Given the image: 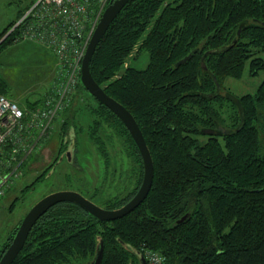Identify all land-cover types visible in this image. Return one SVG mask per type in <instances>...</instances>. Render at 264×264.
Listing matches in <instances>:
<instances>
[{
    "label": "trees",
    "instance_id": "trees-1",
    "mask_svg": "<svg viewBox=\"0 0 264 264\" xmlns=\"http://www.w3.org/2000/svg\"><path fill=\"white\" fill-rule=\"evenodd\" d=\"M263 22L264 0H129L101 38L90 70L138 122L154 163L151 189L133 211L110 221L74 202L55 204L12 264H91L100 239L102 264H140L128 244L161 252L168 264H264V80L241 96L225 86L228 77L241 79L247 67L251 76L264 70ZM12 24L0 33V48L18 43L16 32L5 36ZM134 50V58L148 54L146 67L129 63ZM217 82L221 90L211 98ZM82 90L80 81L63 108L60 134L72 125L70 115L89 114L91 129L108 120L111 138L124 137L132 188L93 197L116 209L141 186L142 156L121 119ZM225 90L237 103L221 94ZM0 92L6 95L1 78ZM43 99L18 103L31 108ZM226 101L230 122L223 116ZM217 122L229 132L205 137L204 129ZM189 211V219L175 226ZM19 224L0 245V258Z\"/></svg>",
    "mask_w": 264,
    "mask_h": 264
},
{
    "label": "rangeland",
    "instance_id": "rangeland-1",
    "mask_svg": "<svg viewBox=\"0 0 264 264\" xmlns=\"http://www.w3.org/2000/svg\"><path fill=\"white\" fill-rule=\"evenodd\" d=\"M32 2L33 0H0V33L10 23L16 21L31 6ZM132 55L129 63L138 68L146 67L149 61L146 52H141L139 57L134 58L136 55V50H134ZM259 56L264 58V52H261ZM57 61L58 59L54 53L32 41L3 45L0 48V78L5 82L6 95L18 102L41 100L48 90L51 91L50 89L53 87V80L57 77L58 71ZM263 80L264 70L259 71L256 76H251L247 67L241 79L228 77L225 86L233 94L241 96L246 93H254ZM82 91L83 94L89 96L87 90ZM225 92L226 90L223 94ZM230 109V103L226 101L223 107V116L228 122L231 120L228 116ZM63 135L60 134L58 124L49 140L41 141L32 150L28 159L20 167L21 175L14 178L10 189L0 200V245L34 203L51 191L64 188L76 189L82 195L90 198L88 194L91 191L87 188L86 182L88 184L91 182L90 187L97 186L99 196L107 198L114 197L117 194L124 195V187H127L128 190L132 188L134 182L131 181H135V177L130 174L131 169L129 167L131 163L129 158L121 151V145L115 137H113V140H115L116 145L112 146L111 160L115 161L117 166L111 163L109 180L104 181L103 159L96 152L88 155L90 148H93L87 142L89 139L85 137L84 146L86 151L81 159L82 170L78 171L65 163H61L55 167L48 178L36 182L35 177L50 161L52 151L59 145ZM87 147L89 151H87ZM113 166H115L114 169L116 167L120 169L115 171ZM85 168L86 170H84ZM29 183L36 186L35 190H31L26 194L23 190L20 191ZM93 200L101 205L100 201Z\"/></svg>",
    "mask_w": 264,
    "mask_h": 264
},
{
    "label": "built area",
    "instance_id": "built-area-1",
    "mask_svg": "<svg viewBox=\"0 0 264 264\" xmlns=\"http://www.w3.org/2000/svg\"><path fill=\"white\" fill-rule=\"evenodd\" d=\"M113 1L35 0L6 33L16 32L15 42L32 41L50 50L58 59V71L43 103L31 108H22L0 92V200L21 175L20 167L32 150L48 141L63 120V108L77 94L90 39ZM143 253L147 264H168L161 252L145 249Z\"/></svg>",
    "mask_w": 264,
    "mask_h": 264
},
{
    "label": "water",
    "instance_id": "water-1",
    "mask_svg": "<svg viewBox=\"0 0 264 264\" xmlns=\"http://www.w3.org/2000/svg\"><path fill=\"white\" fill-rule=\"evenodd\" d=\"M128 1L129 0H114L105 8L97 24V27L95 28V31L90 39L82 61L81 82L93 97H95L99 102H101L110 110H112L128 128L143 159L144 176L141 186L139 187L136 194L128 202L116 209L103 208L88 199L87 197H85L84 195H82L81 193H79L78 191L74 190H59L44 196L32 206V208L22 219L11 243L8 245L7 249L4 251L2 257L0 258V264H12L15 261V259L18 257L19 253L23 249L31 229L36 224L38 219L57 203L65 201L77 203L86 211H88L91 215L97 217L98 219L102 221H110L121 218L133 211L145 200L151 189L154 176V163L144 134L138 122L136 121L134 115L130 112L129 109H127L121 102H119L117 99H115L105 91V89L94 79L90 70V63L92 57L101 38ZM240 33L241 29L238 31V35H240ZM235 42L236 40L234 41V43ZM208 53H206L202 59V65L205 69H207V66L205 64L204 58ZM191 55L192 53H190L186 58L182 59L180 62L187 60ZM217 86L218 90L213 94H209V97L212 98L218 95L221 90V86L218 82ZM227 96L237 100V97L231 93L227 94ZM219 129H205L204 132L208 134H220L221 131L222 133L229 132V129L224 126H220ZM190 216L191 211L177 219L174 222V225L177 226L184 223L189 219ZM127 247H129L130 250L136 254L140 261V264H147L146 258L141 250L129 244L127 245ZM103 254L104 242L102 239H100V242L97 245L95 257L91 264H102Z\"/></svg>",
    "mask_w": 264,
    "mask_h": 264
},
{
    "label": "flooded vegetation",
    "instance_id": "flooded-vegetation-1",
    "mask_svg": "<svg viewBox=\"0 0 264 264\" xmlns=\"http://www.w3.org/2000/svg\"><path fill=\"white\" fill-rule=\"evenodd\" d=\"M221 94H223V92H221ZM227 94H229V93L225 92V94H223V95L226 96V98H228L227 100H229L231 103H237L236 99H233V98L227 96ZM110 111H112V110H110ZM69 119L72 121V125L69 126L68 132L64 135V138L61 139L59 145L54 149V151H52V156L50 158V161H48V163L43 167V169L40 172V174L39 173H38L39 175L37 174V176L35 177V181L38 182L37 179H40V181H43V179L48 178L51 175V173L54 171L55 167L58 164H61V163H65L66 165H68L69 167L74 168L75 170H78V171L82 170L83 166L81 164L82 163L81 159L84 156V152L86 151V147L84 146L85 137L89 139L87 142H89L91 144L92 148H93V149L90 148V151H89L88 147H87V151H89L88 155L91 154L92 152H96L99 155V157L103 159L104 181L109 180L110 173H111V171H109L111 163H112V165H116L117 166V163L115 161L113 162L111 160L112 159L111 149H112V146L113 145L115 146L116 144H115V140H113V138H111L110 131L112 130V128H111V125H110V121L107 120V122H104L103 124H99L96 129H94L95 125H93L94 127L91 129V127L86 122V120H88V119L91 120V119H94V118H92V116H90L89 114L85 115V116H79L78 114L74 115V116L70 115ZM75 121H77L76 125L73 126L74 125L73 122H75ZM62 122H64V120L61 121V125L63 124ZM79 123H83V124H79ZM123 124H124V122H123ZM62 126H64V125H62ZM220 126H223V125H221V124H219L217 122V123H215L213 125V128L209 127V128H205V129L218 130ZM91 131H92V133H91ZM103 131H105V132H103ZM219 131H220V129H219ZM205 134H206L205 137H207V136H213V135L221 136L222 134H226V133H222V131H221L220 134H208V133H205ZM114 137L117 139L116 141L121 145V149L124 150V147H125L124 146L125 145L124 144L125 143L124 142L125 139H123L124 137H122V136H120L118 134H115ZM101 148L104 149L103 154H102ZM132 165L133 164L131 162V165H130L129 168H131ZM114 167L115 166H113V170H115V171L120 169L118 167H116L114 169ZM84 170H86V168ZM130 174L133 175L132 171H130ZM29 184H27L23 188H21L20 191L23 190L25 192V194H26V193H29L31 190H35L36 186L32 185V183L29 186ZM86 184L88 186L87 188L90 189V191H91L88 194V195H90V198H88V197L87 198L96 203V201L93 200V197H94V195L95 196L100 195V193H98L99 191L97 192V188H96L97 186L92 188V187H90L91 186V182L89 184L86 182ZM59 190H75V191H77L76 189H69V188L58 189V190H55V191H59ZM55 191H51L50 193H53ZM96 193H97V195H96ZM46 195H48V194H46ZM46 195H44V196H46ZM98 205H100V204H98ZM101 207H103V206H101ZM22 219L19 221L20 223H21ZM15 233H14V235H15Z\"/></svg>",
    "mask_w": 264,
    "mask_h": 264
},
{
    "label": "bare ground",
    "instance_id": "bare-ground-1",
    "mask_svg": "<svg viewBox=\"0 0 264 264\" xmlns=\"http://www.w3.org/2000/svg\"><path fill=\"white\" fill-rule=\"evenodd\" d=\"M143 253V252H142ZM144 254V253H143ZM145 256V255H144Z\"/></svg>",
    "mask_w": 264,
    "mask_h": 264
}]
</instances>
